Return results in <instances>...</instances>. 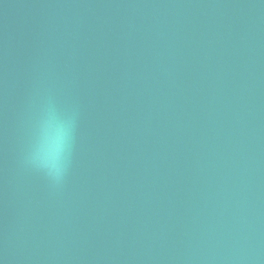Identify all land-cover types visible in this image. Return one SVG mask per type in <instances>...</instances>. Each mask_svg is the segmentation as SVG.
Instances as JSON below:
<instances>
[{"label":"water","instance_id":"obj_1","mask_svg":"<svg viewBox=\"0 0 264 264\" xmlns=\"http://www.w3.org/2000/svg\"><path fill=\"white\" fill-rule=\"evenodd\" d=\"M131 264H264V0H176Z\"/></svg>","mask_w":264,"mask_h":264},{"label":"clouds","instance_id":"obj_2","mask_svg":"<svg viewBox=\"0 0 264 264\" xmlns=\"http://www.w3.org/2000/svg\"><path fill=\"white\" fill-rule=\"evenodd\" d=\"M70 129V120L61 124L54 143L48 150H30L25 159L29 166L45 174L54 184H59L67 171L72 146Z\"/></svg>","mask_w":264,"mask_h":264}]
</instances>
